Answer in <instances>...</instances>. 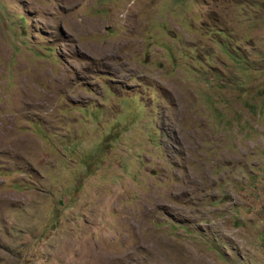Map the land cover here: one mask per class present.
<instances>
[{
	"label": "rangeland",
	"instance_id": "1",
	"mask_svg": "<svg viewBox=\"0 0 264 264\" xmlns=\"http://www.w3.org/2000/svg\"><path fill=\"white\" fill-rule=\"evenodd\" d=\"M0 264H264V0H0Z\"/></svg>",
	"mask_w": 264,
	"mask_h": 264
}]
</instances>
